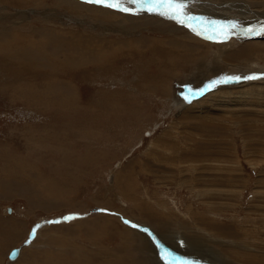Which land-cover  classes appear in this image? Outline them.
I'll return each instance as SVG.
<instances>
[{"label":"rangeland","instance_id":"1","mask_svg":"<svg viewBox=\"0 0 264 264\" xmlns=\"http://www.w3.org/2000/svg\"><path fill=\"white\" fill-rule=\"evenodd\" d=\"M208 18L0 0V264H264V35Z\"/></svg>","mask_w":264,"mask_h":264},{"label":"bare ground","instance_id":"2","mask_svg":"<svg viewBox=\"0 0 264 264\" xmlns=\"http://www.w3.org/2000/svg\"><path fill=\"white\" fill-rule=\"evenodd\" d=\"M214 1L215 0H183V2L187 5V7L185 9V12H186L187 15L192 16V17H195V19H192V20H193V22H194V24L196 26L197 25H205L202 22L205 21L206 18H208V17L214 16L216 18V22L218 24L215 23V24H213L212 27H207L205 29H202V32L206 33L207 35L210 34V36H212L214 39H216L218 41L219 40L220 41H223L225 39H228L229 40L232 35H234V36H240V35H243V34H252V32L257 33V34H258V32H261L262 26H264V12L258 11L257 8L254 9L255 7L252 8L253 4H251V0H219V3L220 4L218 3V8H217V12L218 13L217 14L213 13V15H210V14H207V13H201L200 12L201 9L206 8V7H204L205 6V3L212 4ZM217 1H215V3H217ZM260 4H261V6H264V0L260 1ZM126 5L127 6L128 5L129 6H133L132 8H134V9H135V6H137L135 4H126ZM214 5H210V8L209 9H212V8H215L216 9L217 5H216V7ZM254 5H256V4L254 3ZM132 8H131V10H132ZM141 12H146V11H142L141 10ZM190 12H193V14H188ZM104 14H105L104 16H106V18H108L107 16H110V15H108L106 13V11L104 12ZM155 14L158 15L157 13H155ZM224 14L230 15L231 18L229 16H223ZM196 16H198V17H196ZM220 16H223V18L225 19L226 22H224V19L221 18ZM163 17H165V16H163ZM183 18L184 17L182 16L181 19H183ZM257 19H258V22L253 23ZM188 21L189 20H187L186 22L188 23ZM231 24H235L236 26L234 28H232L231 27ZM191 26L192 25H190L188 23V26L187 27L190 30L187 29V28L186 29L189 32L193 33L194 31H192V29L190 28ZM219 26H220V29H219ZM221 26H223L222 29H221ZM183 27H185V26H183ZM213 29H218L219 32H220V34H218V33H215L214 34L211 31ZM261 33H263L262 35H264V31H262ZM231 40H232V38H231ZM224 58L222 60H224ZM222 60L219 61L218 57H216L215 62H212V64H213L212 65V67H213L212 70H209V71H207L205 73V75L203 76L205 78L202 77L204 79V82L205 81H209V80H211V82H212L213 81L212 79L219 78L220 77L219 76V70H220V72L223 71V70H225V71L226 70H232V69H230V67H226L225 65H223L226 62L223 61L221 63ZM206 64H207V62L206 61H203L199 65L200 68L199 67L198 68L201 69L200 72L203 70V67ZM218 65H220V66H218ZM233 71H235V70H233ZM200 103H202V102H200ZM197 104H199V103H197ZM169 236H171V235L168 234V233H167L166 236H164V233H159V237H162L163 238L162 240H164V238H166L167 239L166 243L167 242H171L170 244H174V243L184 244L185 242L188 241L189 243H186V244H191V245H194L195 248L199 247L200 249L203 248L204 250H205L204 247H207L204 244L210 245V246H213V244H215V242L213 240H211L210 238H207L205 236H200L202 238L201 241H199L197 239L192 240L191 238L186 237L187 235L186 236H183V237L182 236L181 237L179 236L178 239H174V238H171ZM147 237H148L147 234L145 235L144 233H142L139 238H140L141 242H144L143 244H145V246H143V248H144V250H145V252L147 253V256H148V258H147V261H149L148 264H166L165 263L166 262L165 260H163V259L159 260V258H161V256L160 255L158 256L157 250H153L152 249V247H151V241L150 240L147 241V239H146ZM192 250H193V248H192ZM20 251L21 250L19 248L18 256L20 254ZM197 251H199V250H197ZM197 251H195L194 254H196Z\"/></svg>","mask_w":264,"mask_h":264},{"label":"snow or ice","instance_id":"3","mask_svg":"<svg viewBox=\"0 0 264 264\" xmlns=\"http://www.w3.org/2000/svg\"><path fill=\"white\" fill-rule=\"evenodd\" d=\"M85 3L89 4H95V5H101L104 7L112 8L115 10H119L125 13H129L131 10L128 7L121 6V0H84ZM123 3L126 4H135L138 6L139 10L147 11V12H154L158 15L165 16L168 19L175 20L178 24H185L187 20L195 19V17L189 16L186 14L185 9L187 5L183 2V0H123ZM163 9V11H158ZM136 14V13H132ZM184 17L181 19V17ZM215 23V22H213ZM236 25L231 24V27L234 28ZM223 26H221V29ZM192 31H196V29H192ZM261 31H264V26H262ZM197 35H202L200 32H196ZM207 39H213L212 36H207ZM255 76H246L244 79H255ZM236 80H239L240 77H235ZM228 80H222V81H213L208 87L211 88L215 86L217 83H227ZM203 89L200 90L198 94H203ZM195 95V93H194ZM186 101L189 100L188 97L184 98ZM104 211V210H102ZM75 217H65L64 220H70ZM59 221H50L49 223H58ZM125 223H129L128 221H125ZM133 227H136L133 225ZM161 259H165L163 254L161 255Z\"/></svg>","mask_w":264,"mask_h":264},{"label":"water","instance_id":"4","mask_svg":"<svg viewBox=\"0 0 264 264\" xmlns=\"http://www.w3.org/2000/svg\"><path fill=\"white\" fill-rule=\"evenodd\" d=\"M144 230H148V229H144ZM18 253H19V249H15L11 254H10V259L14 260L18 257Z\"/></svg>","mask_w":264,"mask_h":264}]
</instances>
